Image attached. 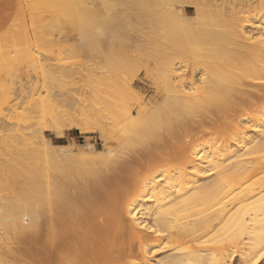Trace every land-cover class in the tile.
<instances>
[{
    "label": "bare ground",
    "instance_id": "1",
    "mask_svg": "<svg viewBox=\"0 0 264 264\" xmlns=\"http://www.w3.org/2000/svg\"><path fill=\"white\" fill-rule=\"evenodd\" d=\"M134 2L151 32L145 54H139L146 57L144 83L137 75L115 80L113 91L101 88L104 94L83 90L76 111L60 112H66L65 120L59 112L48 120L58 129L77 130L80 124L82 134L93 127L105 142L102 149L88 146L91 156L103 160H92L98 162L95 173L78 181L67 149L55 148L58 156L67 152L58 160L68 159L69 169L68 162L56 161L43 130L42 136L25 133L33 113L20 119L11 115L12 127L5 130L2 107L13 106L7 104L11 98L0 100V151L10 153L0 172L16 166L19 145L35 159L45 149L47 155L42 153V162L32 158L30 190L16 195V202L0 203L3 264H226L230 249L241 250L244 264L264 262V0ZM93 6L98 20L121 18L108 0ZM114 36L100 34L101 49ZM140 87L146 97L135 92ZM23 89V95L31 92L29 86ZM121 96L126 98L119 106ZM115 128L121 131L119 138L114 135L118 147L106 148ZM249 131L258 132L259 139L247 136ZM209 176H215L212 182L199 184ZM111 190L124 194L109 209L102 197ZM159 249L171 254L151 262L147 254Z\"/></svg>",
    "mask_w": 264,
    "mask_h": 264
},
{
    "label": "rangeland",
    "instance_id": "2",
    "mask_svg": "<svg viewBox=\"0 0 264 264\" xmlns=\"http://www.w3.org/2000/svg\"><path fill=\"white\" fill-rule=\"evenodd\" d=\"M134 1L136 0H108V5H114V9L117 11V17L118 15H120L121 18L124 17V15H126L127 17L128 13L126 14V12L128 11L133 13L132 16L129 13L127 17L129 19L125 20L124 18H122V20H120L122 22H120L118 20L121 18H116L115 22L113 21L111 23L107 18L98 20L97 15L93 12V5L98 3L99 0H0V45L2 46H0V55L2 57L0 58V87L2 88H0V100L2 98H11L9 99V102L7 100V104H11L13 106L12 111H10L12 108L9 105H7V108H11H9V110L7 108L5 109L6 106L4 107V105V108L2 107V109H4V113L6 114L5 120L7 121L5 122V130L8 129L9 125L10 128L12 127L11 124H9V121L13 122V120L11 119V115L14 118L16 117L20 119L24 115L33 113V115L36 116L34 123L29 129L24 132L30 133V131H34L38 133H36L35 135H43L46 140L49 139V142L54 146L52 147L55 153L54 157L58 163L60 160H58V157L66 159L65 157L67 152H70L69 154H72L74 158L68 156V159H73H71L72 163L70 162L73 166V177L75 176V179H78V181H82L84 179L83 177H86L87 175L89 176V173L92 174L91 172L95 173L96 170L93 171V166L95 167V164H98V162H100L101 160L97 155L96 157L94 156L95 153H93L94 155L91 156L92 153L90 151V148L88 147L89 144H94L98 149H102L105 145V142L101 140L97 132L90 125L88 127L89 131L91 132L89 134H82L81 132L85 127L81 126L80 124H77V130L69 129L66 127H59L58 129V126H53V121H51L53 123L50 124L49 117L51 116V114H53L52 117L54 115L57 116L56 113H60L66 110H72L73 112L74 110L76 111L79 105L78 101L83 95V90L86 91L87 89V91L93 93L97 92L96 90H98L99 92H102L104 94V91H100L101 88L105 90V93L106 91L109 92V90L113 91V87L111 86H113V84H116L117 81L115 82V80H118V82L120 81V83L121 80L132 81L136 78L137 75V81L141 84L144 83L143 81H145L146 74L143 68L146 63V57L145 55L141 56L139 54L145 52V40H147V34L150 35L151 32L150 25L145 23V21H142L145 19H142L141 17H139L140 19L138 18L139 11L137 10V7L133 5L135 4ZM129 5H133L134 8H136V12L133 11L135 10L133 6V10L129 9ZM84 7H89L90 11L85 12V9L83 10ZM127 8L128 11L126 10L125 12V9ZM129 21L132 23H130ZM126 22H129V24ZM130 24H133V27ZM118 25L121 29L117 28L119 27ZM114 27H116L117 30ZM83 28L86 30V32ZM21 29H23V31H21ZM248 30H250V28H248ZM82 32L83 35L84 32L86 34L84 35V41H82L81 37ZM1 34L4 35L2 36ZM16 34L19 36H17ZM100 34L105 35V37L107 38H110L111 35H115V39L113 37V43L104 42L103 48L101 49V45H98ZM34 38H36V40ZM23 39L25 42L23 41ZM28 41H30L31 44L33 43L34 45L32 44L31 46L30 42ZM32 41H34L35 43ZM10 46L13 49L15 48V50H13ZM23 52H26V54L28 55ZM30 55L35 59H32V57L29 58ZM136 55L137 57H135ZM7 56L10 58H8ZM39 67H41V69ZM84 71H86V75L83 78ZM101 73L103 74L102 78L105 81L101 80L102 78H100L99 80V76L101 75ZM106 80H110L109 82H111V84L108 85V82ZM97 81H102L103 84L101 82L98 83ZM130 81L126 83H130ZM4 84L6 88L2 87L4 86ZM83 84H85V88H83ZM107 85L110 87H108ZM28 86L31 87L30 93H28L27 91ZM23 87H25L26 90L25 88L23 89ZM142 88L143 87L136 88L137 91L135 89V92L139 95H141L143 92L141 96L146 97L147 94ZM20 89L27 91V94L25 93L23 95ZM3 90H8V92L10 94L13 93V95L11 94L12 96L9 97L10 94H8L7 96V94ZM19 92H21L22 95H20L21 93L19 94ZM151 94L153 95V93L151 92L149 93V96H152ZM124 98L121 96V101L117 102L119 103V106L120 103L122 104L125 101L123 100ZM127 98L133 99L131 95H128ZM120 99H118V101ZM41 107L43 108V110H41ZM119 109L121 108H118V110ZM42 111H46V114H44ZM68 111H66L67 115H69ZM66 112H64V115H66ZM64 115L60 113V116ZM66 116H64V120ZM61 118L63 119V117H60V119ZM48 122L50 126L46 124ZM115 122V127L119 128V125L121 124L117 125V122ZM42 125L46 129H44ZM117 129L115 128L114 130V132L116 131V134H113L112 131L113 136L116 135L118 137L121 135V131L119 130L120 128L118 130ZM39 131L43 132L41 133L42 135H39ZM6 132L8 131H5V134ZM20 132L23 131L21 130ZM117 132L120 133L117 134ZM116 136H114L115 139H111L108 142V146L106 148H108L109 146L110 148L112 146H116L112 147L113 149H116L118 147L119 143L116 142L118 141L116 140ZM247 136L259 139L258 136H260V134L256 131H249L247 133ZM71 146L73 147V151L70 149ZM40 147H42L40 150L45 149L43 148V146ZM141 147L137 148V146H135V148L139 150L143 149ZM18 148L20 152L15 156L17 158L16 166L9 171L0 172V203L16 202L18 201L16 195L20 193H27L31 188V162L32 158L33 160L35 158L34 156L32 157L31 152L27 147L19 145ZM55 148H63L61 151L62 153L65 148L67 149V152L65 151L66 153L64 152V155L59 154L60 156H58V153L61 152L59 150V152H57ZM82 149L84 150V152ZM177 150L179 149H176V151ZM42 153L47 157L46 149ZM42 153L40 154V157L42 159L36 154L37 158L40 159L36 158L35 161H45L46 158H43L44 155L42 156ZM75 153H81L79 156H82L76 157L77 154ZM82 153L85 154L83 155ZM90 158L91 161H99L97 163L92 161L91 163ZM9 159L10 153L8 152L7 148L1 150L0 163L4 164V162ZM68 159L67 161L62 160L63 163L66 162L65 164H67ZM62 161L60 160V164L62 163ZM101 162L100 164H103V160H101ZM70 163L68 162V169ZM152 166L155 165L153 164L151 165V167ZM97 167L98 165L96 166V168ZM101 168L103 167L101 166L100 169ZM74 173H76L77 176ZM43 175L38 178L41 181V184L45 182V177L43 178ZM41 178L44 179L43 182ZM214 178L215 176L203 177L202 179H199V184H202L203 182H212ZM45 185L46 183L42 184L43 189L46 188ZM77 191L79 190H73V192ZM114 191L115 190H113V192L112 190L109 192L105 191L103 195L104 197H102V204L108 206L109 209L113 207L116 199L124 194L122 191ZM148 205L151 204L148 203ZM149 250H151V248ZM235 251L237 250H229L226 264H244L240 255L241 250H238L237 253H235ZM139 254L140 253H136V255ZM164 254H171V252L170 250L159 249L151 251V253L147 254V256L150 260H152L151 262L154 263L161 259ZM232 254L235 255L232 256ZM3 263H5V258L0 255V264ZM132 264L141 263L138 260ZM262 264H264V262Z\"/></svg>",
    "mask_w": 264,
    "mask_h": 264
}]
</instances>
